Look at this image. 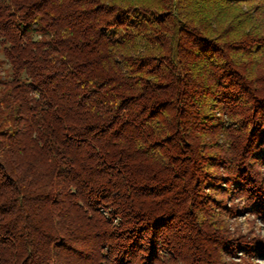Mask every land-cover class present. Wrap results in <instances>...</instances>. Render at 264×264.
<instances>
[{
    "label": "trees",
    "instance_id": "1",
    "mask_svg": "<svg viewBox=\"0 0 264 264\" xmlns=\"http://www.w3.org/2000/svg\"><path fill=\"white\" fill-rule=\"evenodd\" d=\"M0 53V264L264 256V0H0Z\"/></svg>",
    "mask_w": 264,
    "mask_h": 264
},
{
    "label": "rangeland",
    "instance_id": "2",
    "mask_svg": "<svg viewBox=\"0 0 264 264\" xmlns=\"http://www.w3.org/2000/svg\"><path fill=\"white\" fill-rule=\"evenodd\" d=\"M0 56L2 54L0 53ZM236 220L232 221L233 226H237L241 231L247 232L248 230L255 231L262 238H264V223L255 215H248L247 213L239 214ZM238 260V258H234ZM255 264H264V256H256Z\"/></svg>",
    "mask_w": 264,
    "mask_h": 264
}]
</instances>
